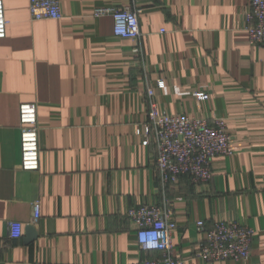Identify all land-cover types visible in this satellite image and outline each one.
Masks as SVG:
<instances>
[{"label": "crops", "instance_id": "1", "mask_svg": "<svg viewBox=\"0 0 264 264\" xmlns=\"http://www.w3.org/2000/svg\"><path fill=\"white\" fill-rule=\"evenodd\" d=\"M4 0L0 39V264H130L143 250L130 207L174 202L173 253L185 264H264V45L249 42L252 0H60L62 18L32 20ZM137 4L141 37L118 36L100 8ZM164 86L159 87L158 82ZM148 89L161 112L224 119L229 155L213 177L163 186L142 134ZM206 92L207 99L198 98ZM38 108L40 169L23 170L20 106ZM41 218L32 223V204ZM255 230L247 260L194 256L197 222ZM24 224L20 238L10 222ZM37 238L28 241V227Z\"/></svg>", "mask_w": 264, "mask_h": 264}, {"label": "built area", "instance_id": "2", "mask_svg": "<svg viewBox=\"0 0 264 264\" xmlns=\"http://www.w3.org/2000/svg\"><path fill=\"white\" fill-rule=\"evenodd\" d=\"M137 4L122 9L100 8L96 16L112 15L116 35L138 40L141 37ZM32 20L62 18L60 0H31ZM9 20L5 14L4 0H0V39L7 35ZM249 42L264 45V0H252L248 16ZM164 86L163 81L158 82ZM148 122L142 134L145 143L153 142L157 149L156 171L163 186L187 176L193 183L208 182L213 177L212 160L229 155L231 136L224 119L209 121L188 115H170L161 112L153 100L154 90L148 89ZM207 99L206 92L197 94ZM21 163L23 170L40 169V143L38 108L35 103L20 106ZM41 201L32 204V223L41 218ZM174 202L165 198L163 203L143 204L130 207L127 217L136 225L137 239L145 251L159 252L160 256L144 258L130 264H185L173 253L172 235L177 229L173 219ZM197 230L204 237L197 243L194 256L207 262L222 260H247L251 255L255 230L238 221H218L209 227L205 220L197 222ZM24 224L10 222V236L22 237Z\"/></svg>", "mask_w": 264, "mask_h": 264}, {"label": "water", "instance_id": "3", "mask_svg": "<svg viewBox=\"0 0 264 264\" xmlns=\"http://www.w3.org/2000/svg\"><path fill=\"white\" fill-rule=\"evenodd\" d=\"M38 231L35 226L31 225L28 227V241H32L37 238Z\"/></svg>", "mask_w": 264, "mask_h": 264}]
</instances>
